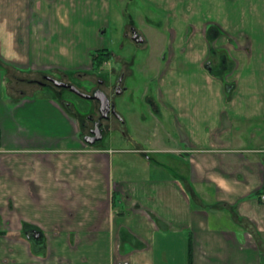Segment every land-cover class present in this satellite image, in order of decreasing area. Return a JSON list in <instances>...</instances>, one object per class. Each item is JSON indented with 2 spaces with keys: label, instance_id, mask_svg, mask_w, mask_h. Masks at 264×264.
I'll return each instance as SVG.
<instances>
[{
  "label": "crops",
  "instance_id": "crops-1",
  "mask_svg": "<svg viewBox=\"0 0 264 264\" xmlns=\"http://www.w3.org/2000/svg\"><path fill=\"white\" fill-rule=\"evenodd\" d=\"M146 1L169 35L147 102L162 132L112 149L5 78L93 70L109 0H0V264H264V0Z\"/></svg>",
  "mask_w": 264,
  "mask_h": 264
},
{
  "label": "rangeland",
  "instance_id": "rangeland-1",
  "mask_svg": "<svg viewBox=\"0 0 264 264\" xmlns=\"http://www.w3.org/2000/svg\"><path fill=\"white\" fill-rule=\"evenodd\" d=\"M109 2L110 18L106 23V32L99 34L105 38L111 51V59L104 64V68L93 69L89 74L78 73L74 76L59 75V73L48 75L72 83L83 92L91 93L92 89L98 85L99 79L106 83L108 81L113 83L115 75L111 74V69L116 71L121 68L126 69L127 75L122 84L124 89H127L114 97L115 110L126 123L123 125L115 118L106 122L103 146H110L112 149L132 148L131 139L133 138L140 141L142 147L148 148L153 139L151 134L156 129L162 132V125L157 124L155 119L158 117L163 122V117L157 113L159 112L157 109L154 114L147 102L150 104L152 100L157 102V74L163 63L159 41H165L169 36L164 27L167 21L166 15L158 6L146 0H109ZM130 26L142 32L149 40V45H140L133 41L130 37ZM7 73L5 77L9 78L7 85L14 96H18L19 92L27 95L53 96L63 105L66 104L67 108L77 112L81 116L78 121L84 122L87 112L97 117L98 103L96 101L85 100L68 90L56 87L43 78L44 73L19 75L18 72L15 73L12 70ZM22 78L25 79L22 81ZM103 89L108 92L109 84L103 85ZM170 122L168 125L172 127ZM86 127L85 124V129ZM122 130L126 131L129 137H122ZM82 132L84 128L81 129ZM170 157L174 156L171 154ZM115 158L118 160L116 165L128 166L126 172L129 175L137 174L131 165L134 166L137 162L141 165L145 163L143 156L136 153L114 154Z\"/></svg>",
  "mask_w": 264,
  "mask_h": 264
},
{
  "label": "flooded vegetation",
  "instance_id": "flooded-vegetation-1",
  "mask_svg": "<svg viewBox=\"0 0 264 264\" xmlns=\"http://www.w3.org/2000/svg\"><path fill=\"white\" fill-rule=\"evenodd\" d=\"M130 37L132 39L133 37V33H139L138 30H136V28L130 26ZM140 34V33H139ZM133 40V39H132ZM134 41V40H133ZM104 67H101V69H103ZM91 71H88V72H84L85 74H89ZM111 74L115 75L114 77V80H113V83H110V81H108L107 83L104 82L102 79H99L98 80V85L95 86L91 93H88L90 95L94 94L97 90H101L103 92H105L108 97L110 98L111 101L114 102V97L117 95V94H120V93H117L118 90L120 89H123V80H124V72H122L121 70L120 71H116L114 69H111ZM47 76H50L48 75L47 73H44L43 75V78L50 82L49 80L46 79ZM69 76V75H68ZM50 77H53V76H50ZM56 78V77H54ZM56 79H59V78H56ZM61 80V79H59ZM63 81V80H62ZM66 82V81H64ZM42 83V82H40ZM52 83V82H50ZM68 83V82H66ZM53 84V83H52ZM72 84V83H70ZM109 84V89H108V92L107 90H104L103 89V85H107ZM54 85V84H53ZM74 85V84H73ZM57 87V86H56ZM58 88H61V89H65V90H68L70 91L68 88H62V87H58ZM71 92V91H70ZM73 93V92H71ZM86 93V92H85ZM122 93V91H121ZM75 94V93H73ZM76 95V94H75ZM78 96V95H77ZM81 98V97H80ZM84 99V98H83ZM85 100H88V101H96L98 103V106H97V117H94L93 114L91 112H87L86 113V119L85 121H80V125L82 127V129L84 128V132H83V139H84V142L86 144H90L89 141H93L92 144L90 145H103L104 142H105V136H106V133L104 132L105 131V123L106 122H109L111 121L113 118L117 119L119 122H122V120L118 119L113 113L111 112H108L107 113V116H103L100 112H99V102L96 100V99H85ZM62 103V102H61ZM65 107L66 104H64ZM70 111H72L73 113H75V115L77 116V118L80 117L81 119V116L77 113V112H74L73 110H71L70 108H68ZM116 111V110H115ZM85 124H86V129H85ZM100 137L99 139H97L96 137ZM106 146V145H104ZM27 231H33V229L31 230H27ZM26 233V232H25ZM30 239H34V240H39L40 237L37 239L35 237H33L32 233L30 234Z\"/></svg>",
  "mask_w": 264,
  "mask_h": 264
},
{
  "label": "water",
  "instance_id": "water-1",
  "mask_svg": "<svg viewBox=\"0 0 264 264\" xmlns=\"http://www.w3.org/2000/svg\"><path fill=\"white\" fill-rule=\"evenodd\" d=\"M132 39L135 42H142L143 41V37L139 33H135V32L133 33ZM46 79L49 80L50 82H52L57 87L68 88L71 92L75 93L76 95H78L81 98L96 99L99 102V112L103 116H107V113L111 112L118 119L122 120V118H120L118 113L115 111L114 102L110 100V98L108 97V95L105 92H103L101 90H97L94 94L90 95L88 93L81 91L75 85L70 84V83H66V82L59 80V79H56L54 77L47 76ZM121 91H122V89L118 90L117 93H121ZM96 138L99 139L100 137L98 136ZM92 142L93 141H89L90 144H92ZM31 233H32L33 237H35L37 239L40 237L39 231H36V230L26 231V233H25L26 237L29 238Z\"/></svg>",
  "mask_w": 264,
  "mask_h": 264
},
{
  "label": "trees",
  "instance_id": "trees-1",
  "mask_svg": "<svg viewBox=\"0 0 264 264\" xmlns=\"http://www.w3.org/2000/svg\"><path fill=\"white\" fill-rule=\"evenodd\" d=\"M90 57L93 64V69L97 70L103 67L104 64L111 59V51L109 48L102 47L92 51L90 53ZM50 97L55 98L53 96Z\"/></svg>",
  "mask_w": 264,
  "mask_h": 264
},
{
  "label": "built area",
  "instance_id": "built-area-1",
  "mask_svg": "<svg viewBox=\"0 0 264 264\" xmlns=\"http://www.w3.org/2000/svg\"><path fill=\"white\" fill-rule=\"evenodd\" d=\"M260 199H261L262 203H264V193H262V194L260 195Z\"/></svg>",
  "mask_w": 264,
  "mask_h": 264
}]
</instances>
